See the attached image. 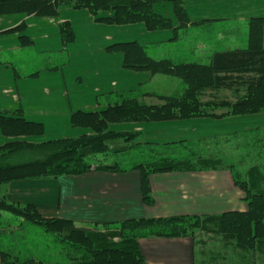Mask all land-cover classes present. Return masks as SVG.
<instances>
[{"label":"trees","instance_id":"obj_1","mask_svg":"<svg viewBox=\"0 0 264 264\" xmlns=\"http://www.w3.org/2000/svg\"><path fill=\"white\" fill-rule=\"evenodd\" d=\"M160 1L163 0H0V15H55L63 7H73L88 8L97 20L107 23L143 22L149 30L171 27L185 30L192 24L184 0H172L177 26L172 17L156 11L155 5ZM248 27L249 41L246 46L215 49L208 62L155 58L148 52L147 46L138 40L110 45L109 48L114 47L124 53L126 67L179 77L185 82L186 88L176 94L146 93L157 96L160 102H147L140 98L142 96L122 94L121 100L109 102L101 110L74 112L72 124L91 128L93 133L90 134L39 142L13 138L1 144L0 223L5 221L3 214L9 212L40 225L55 236L54 240L60 244V252L64 254L67 264H145L146 258L139 247V238L194 237L199 228L223 234L226 239L234 240L233 243L243 252L257 253L258 247L264 246V137L261 138L263 145L257 151V142L250 140L247 150L240 155H229L225 150H218V153L209 147L199 148L203 147L199 144L200 140L204 141V146L210 145L206 137L196 144H188L190 141L187 140L163 143L138 140L139 143L143 141L145 146L149 144L150 150L146 152L144 148L142 160L125 166L124 160L109 161L97 155L110 152V143L115 138L128 141L131 136L141 133L114 129L112 125L118 122L166 121L194 115L223 117L253 112L259 105L264 106V16H252ZM61 32L65 44L74 41L75 31L69 20L61 23ZM22 37L29 39L26 35ZM220 88L245 90L246 94L234 102H222L229 109L226 113L218 114L208 110L210 103L204 102L201 96L209 89L218 92ZM256 103L259 105L254 106ZM0 130L9 136L41 135L44 125L28 120L19 111L16 114L0 111ZM252 131L257 135V128ZM211 142L222 145L214 140ZM178 143L184 146L186 153L172 148ZM131 147V144H127L117 150L123 152ZM248 160H252V164L244 170L241 167ZM92 169H138L142 174L143 198L147 204L154 202L149 181L152 173L230 169L236 185L245 192L248 209L230 210L212 216L143 217L82 226L72 219L45 217L35 204L12 202L2 192V186L13 180L82 174ZM18 238H14V252L9 248L2 249L4 264H51L28 252L25 236ZM20 239L24 241L18 244ZM18 247L21 249L17 250ZM261 250L264 251V248Z\"/></svg>","mask_w":264,"mask_h":264},{"label":"crops","instance_id":"obj_2","mask_svg":"<svg viewBox=\"0 0 264 264\" xmlns=\"http://www.w3.org/2000/svg\"><path fill=\"white\" fill-rule=\"evenodd\" d=\"M197 2L198 8L187 7L192 22L190 26L199 25V22L204 20L238 16L243 12L242 0H197ZM159 3L161 5L159 8L165 9L166 13L156 11L172 17L174 14L172 0H163ZM261 3L264 2L261 1ZM213 4H219V7L212 9ZM228 4L233 7L227 8ZM262 5L259 10L256 9L257 13L255 9L253 10L254 16H264ZM253 15L244 18L248 19ZM173 19L177 26L176 18ZM67 20L72 23L75 39L72 46L64 49L61 23ZM18 25V29H14ZM122 28L129 33H139L141 38H120L121 34L116 35L115 31ZM184 31H188V28ZM152 33H155L157 37L154 41L142 39L143 36ZM23 35L29 39H23ZM132 36L136 35L132 34ZM181 38V31L172 27L149 30L143 22L99 21L88 8L63 7L55 15L37 13L0 15V56L3 61L0 63V111L9 114H16L19 111L28 120L42 122L44 133L41 135H47L49 127L53 124L63 123L66 128L50 132V134L61 133L58 136H9L0 130V145L13 138L39 142L34 141L35 136L45 141L93 133L91 128L74 126L72 114L78 110H101L109 102L121 100L122 94L127 95L136 89L142 91V97L157 98L160 101L157 96L146 93L162 94L170 91L163 92L158 88L143 90L142 88L146 83H153L157 73L126 67L124 53L109 46L119 42L138 40L146 46L156 45L157 48L166 49L176 45ZM81 40L84 41L83 47L79 46L82 45L79 43ZM31 44L35 46L41 44V48L53 49L56 54L59 48H63L60 50L63 55L65 52L70 53L68 63L64 59L54 65H47L46 71H40L38 67L25 73L20 63L16 61L19 56L16 57L14 53L6 57L2 55L3 50L22 51L24 47ZM167 56L155 58H167ZM73 61L80 62L81 68L77 76L70 80L66 68L71 66ZM59 64L64 66L62 72L61 67L48 70V68L60 66ZM212 120L219 119L192 117L141 122L134 129L141 132L138 136H144L141 138L144 141L158 142L159 140L156 139L163 136L164 142L177 140L195 142L199 137L208 136L202 133L196 134L200 132L204 122ZM122 125L127 126L117 130H129L130 123ZM215 132L222 134L220 129ZM149 181L154 198L151 204L144 201L142 174L138 169L127 171L92 169L82 174L13 180L2 186V192L12 202L35 204L45 217L72 219L82 226L143 217L212 216L230 210L248 209L245 192L236 185L230 169L160 171L152 173ZM8 213L3 214L5 221L8 219L7 222L0 223V240H2L0 241V264H4L2 249L9 248L14 252V238L25 236L20 233V230L29 229L28 221L20 218L25 222L21 220L16 222L14 215H7ZM7 223L9 228L6 227ZM17 243L21 244L22 241ZM25 243L26 247L29 246V253L34 255L30 245ZM138 243L146 258L145 264H197L195 241L192 236L141 237Z\"/></svg>","mask_w":264,"mask_h":264},{"label":"rangeland","instance_id":"obj_3","mask_svg":"<svg viewBox=\"0 0 264 264\" xmlns=\"http://www.w3.org/2000/svg\"><path fill=\"white\" fill-rule=\"evenodd\" d=\"M184 1L186 7L190 6V8L192 9L198 8L197 0H184ZM261 1L264 2V0H254V2L253 0H242L243 12L238 14V16H240L241 18L232 15V17L226 16L223 19L204 20V22H199L200 23L199 25L188 27V31H184V28L180 27L179 30L181 31L182 38L176 43V45L169 46L166 49H164L163 47L157 48L155 47L156 45H147L148 46L147 50L154 57L168 55L167 57H172L177 60L208 62L209 56L215 49H226L235 46H246L249 41L248 22L252 16L249 17L248 19L244 17L253 15L252 13H254L253 12L254 9H255V13H257L256 9L259 10L262 4H263L262 6L264 7V3H261ZM160 6H161L160 3L159 4L156 3L155 9L157 11L160 12L163 11L164 13H166L165 9L159 8ZM212 6L213 7L211 8L214 9L217 6L219 7V4L217 5L213 4ZM172 7H174L173 3H172ZM232 7L233 5L232 6L230 4L227 5V8L229 9H231ZM255 16H261V15H255ZM172 17L176 18L175 13L172 14ZM183 31H184V35H182ZM115 33L116 35L121 34L119 36L120 38L123 37L129 39L141 38L139 33L137 32L129 33L127 31H124L123 28L121 30L117 29ZM132 34L136 36H132ZM154 38L157 39L155 33L148 34V36L142 37V39H144L145 41H154ZM72 42H70L71 44L70 43L62 44L63 48L65 49L67 46H72ZM79 43L82 44L79 45L80 47L84 46V41L81 40L79 41ZM63 48H59V49L63 50ZM60 50L57 51L56 54V52H54L53 49L45 50L41 48V44H38L36 46L31 44L24 47L22 51H18L16 49H14V51H11L10 49L3 50L2 55L3 57H6L7 55L10 56V54L14 53L16 57L19 56L16 59L17 63H20L25 73H28L32 70H35V68L38 67L40 71L43 70L46 71L47 65H51V64L54 65L56 64V62L63 61L64 59L65 62L68 63L70 53L65 52V54L63 55V53ZM52 51L53 54H51ZM59 65L60 66H56L55 68H48V70L49 69L53 70V69H57V67H61V72H62L64 66L63 64H59ZM80 66H81L80 62L73 61L71 66H68L66 68L68 79L73 80L77 76V74L80 72V68H81ZM156 76L157 77L153 83L151 84L146 83L142 87L143 90L150 88H158L159 91L160 90L163 92L170 91L162 94H173V93L176 94V93H181L186 88L185 82L179 77L161 74V73H157ZM141 92L140 89H136L131 93L129 92L127 95L142 96ZM245 94H246L245 90L236 91L234 89H229V88L226 89L220 88L218 92L209 89L205 93H203L201 97L204 100V102L210 103V106L207 107L208 110H213L215 111V113L221 114L228 112L229 109V106L223 105L222 102L226 100L234 102L238 98L245 96ZM140 98L143 101H147V102L154 100L160 102L157 98L154 99L145 96ZM258 105L259 103L254 104V106H258ZM203 117H209L210 119L217 118L220 121L212 120L210 122H204L201 125V130L200 132H197L196 135H198L199 133H202L203 135H208L205 136L207 139V143L209 144L210 141V145L204 146L205 144L204 141L200 140L204 137L197 138L195 140V144L200 140L199 144L203 146V147H199L201 149L205 147L206 148L209 147L211 150L216 152H218V150H222V151L225 150L226 153L229 155H240L247 150L246 146L248 145V142L250 140H252L253 143L254 141L257 142L255 149L256 151L258 150V148H260L263 145L261 143V140L264 137V106L263 105H259L256 111L249 113L246 112L237 113L231 115H224L223 117H213L210 115L193 116V118H203ZM188 118H192V117H188ZM141 122L144 123L150 121L118 122L116 124H113L112 127L114 129H122V128L124 129L127 125H122V124L130 123L128 132H134L137 131L136 129H134L135 126H138L137 124H140ZM59 128H61L62 130L66 129L63 123L61 125L53 124V126L49 127L47 135H40V136H58L61 133L50 134V132L51 131L55 132ZM254 128H257V132H258L257 135L255 131H252V129ZM219 129L222 131L221 132L222 134H217V132H215ZM131 137L132 138H130V140L128 141L123 140L121 138L120 139L115 138V140H112L110 143L112 147L110 152L99 153L97 155L99 157L109 159V161L115 159L118 160L121 159L123 162L124 160L123 162L124 166L127 165V163H132L133 161L142 160L144 155L143 154L144 148L147 152L148 150H150L151 146L149 144L145 146L143 144L144 140L140 143L138 142V140H142L141 138L144 136L142 137L131 136ZM34 138H36V140L34 139V141H43L42 140L43 138L40 140L38 139L40 138L39 136H35ZM163 139L164 137L160 136L156 140H159L158 143H163L165 141ZM211 140L217 141L222 145L219 146L217 145L216 142L212 143ZM189 143L192 142H188V144ZM127 144L132 145V147L127 151L119 152L117 150V149H121ZM172 148L185 152L184 146L179 143L175 144ZM195 148L198 149V146L195 145ZM244 164L245 165L242 166L241 168L246 170L252 164V160H248L244 162ZM7 215L13 216L12 214L9 213ZM14 218H16V222H19V220L23 219V217H18L15 215ZM7 220L8 219H6L5 222H7ZM9 223H7L6 226L7 228H9ZM28 226L29 229L20 230V233L24 234L25 238H27L25 240L32 248V253L35 255V257L50 262L51 264L52 263L64 264V262L66 263L64 254L60 252L61 251L60 244L54 240L55 236L53 234L46 232L43 229V227H41L36 223L29 222ZM193 238L195 241L197 264H264V251L261 250L262 248H264V246L258 247V251L255 254L250 253L251 251L243 252L241 248H239L237 245H235V243H233L234 240L232 241L228 240L224 237L223 234L216 233L212 230L208 231L202 228H199L197 230ZM28 247H26V249L29 252ZM18 249L21 248L18 247L17 250ZM25 254L26 253H23V255Z\"/></svg>","mask_w":264,"mask_h":264}]
</instances>
